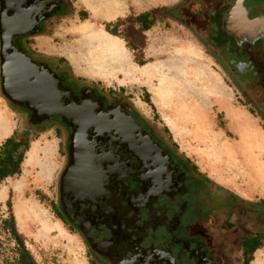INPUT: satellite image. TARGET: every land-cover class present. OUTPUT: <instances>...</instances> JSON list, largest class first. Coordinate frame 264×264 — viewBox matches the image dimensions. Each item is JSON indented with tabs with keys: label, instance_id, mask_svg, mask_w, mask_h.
<instances>
[{
	"label": "flooded vegetation",
	"instance_id": "1",
	"mask_svg": "<svg viewBox=\"0 0 264 264\" xmlns=\"http://www.w3.org/2000/svg\"><path fill=\"white\" fill-rule=\"evenodd\" d=\"M235 1L174 0L159 17L177 21L196 36L241 90L244 87L260 89L264 87V20L259 22L262 37L254 42L238 43L224 30L227 12ZM243 6L250 20L264 17V0H244ZM70 10L68 0H49L48 3L47 0H0V16L4 13L0 18V95L8 108L26 122L24 132L54 131L66 135L67 162L63 171L69 162L73 128L59 116L32 121L33 112L25 105L14 104L2 88L7 90L4 83H8L9 63L22 65L28 61L38 74L42 70L49 71L53 76L54 96L57 93L67 95V99L60 98L64 105L78 100L101 106L103 111L120 106L100 94L95 86L83 85L63 66L60 58L47 57L32 47L33 39L45 36L47 27ZM238 13L242 18L241 11ZM188 23L205 24L208 29L205 38L202 40L186 25ZM8 37L15 50H10ZM14 92L15 87L8 88L10 97H15ZM50 108L51 111H64L56 105ZM120 108L133 118L143 136L150 137L160 151L140 154V145H133L131 136L118 134L111 119L103 117L105 124L102 120L85 124L95 125L98 131H105L103 136L109 137L92 138L89 130L87 143L83 144L90 157L87 177L90 173L92 184L79 185L80 189H75L71 178L67 179L62 200L63 171L58 179L57 213L83 240L90 264H230L223 251L224 235L233 231L240 233L238 247L243 264L245 245L264 247L263 202H246L220 189L191 161L177 154L174 146L153 136L134 114L123 106ZM112 114L120 119L117 112ZM80 130L77 129L74 140V158L82 145ZM90 149L96 151L93 153ZM227 197L245 204L244 216L237 219L232 204H227L231 209L227 215L213 208L214 204L223 206ZM216 225L219 228L214 233ZM1 234L7 237L8 247L13 245L8 231L1 228ZM8 252L7 256L2 253L0 264H6V259L7 264L13 263V247Z\"/></svg>",
	"mask_w": 264,
	"mask_h": 264
},
{
	"label": "rangeland",
	"instance_id": "2",
	"mask_svg": "<svg viewBox=\"0 0 264 264\" xmlns=\"http://www.w3.org/2000/svg\"><path fill=\"white\" fill-rule=\"evenodd\" d=\"M139 1L144 6L128 5L114 19L101 17L92 21L89 0H68L69 14L53 22L47 27L45 36L33 39L31 45L43 54H53H46L47 57L56 59L62 54L63 66L83 85L95 86L112 103L134 114L153 136L174 146L166 130L171 132L184 143L185 148L193 151L198 168L204 175L251 198L247 186L230 183L223 157L214 153L221 143L238 141L231 124V118H237V114L244 116L250 127L264 129V121L255 112L245 92L247 87L243 90L239 88L241 86L237 87L200 40L176 23L156 27L147 34L148 41H144L128 19L155 8L170 7L174 0ZM101 5L95 1V7L100 9L98 14L105 13L106 6ZM86 25L91 27L92 34H80L79 31L76 34ZM94 27L117 36H131L134 42L138 38V43L145 50H138L132 56L134 64L127 52L129 65L126 68L111 67L105 75L115 74L116 77L104 79V73L95 70L96 66L89 67L88 62L91 58L88 48L92 46L91 42L88 43L91 41L89 37L96 36L98 31ZM144 68L148 69V74L139 75L138 71ZM119 84L125 86V91H117ZM190 99L204 101L193 104L204 110L198 120L193 116ZM0 126L8 128L6 136L13 134L14 140H23L28 147L19 174L0 180V259L4 257L2 253L9 255L8 249L15 245L13 242L8 247L7 237L1 234V221L13 215L16 230L37 264H90L83 240L57 213L58 179L67 162L66 135L38 130L25 133L26 122L8 108L1 95ZM217 134L222 135V142L214 138ZM177 154L181 155L179 151ZM227 204H232L237 219L244 216L245 204L230 197L224 199L223 206L214 204L213 208L227 215L231 212ZM214 228L213 232L217 233L219 226ZM238 233L223 234V251L230 264H243L239 257ZM253 260L252 264H264V248L254 254Z\"/></svg>",
	"mask_w": 264,
	"mask_h": 264
},
{
	"label": "water",
	"instance_id": "3",
	"mask_svg": "<svg viewBox=\"0 0 264 264\" xmlns=\"http://www.w3.org/2000/svg\"><path fill=\"white\" fill-rule=\"evenodd\" d=\"M48 2L49 0H47V3ZM243 2L244 0H236L228 10L227 18L224 21V30L233 35L238 43L244 41L254 42L256 39L262 37V28L259 26V22L264 20V17L259 16L257 19L250 20L247 16V10L243 6ZM238 11H241L243 15L242 18L241 16H238ZM3 15L4 13L1 14V19ZM11 42V37H8V46L10 50H15ZM26 62L29 65L26 63L22 65L9 63L7 66L8 68L6 69L8 72V83H4V85L6 84L5 87L7 90L4 89L3 86L2 92L12 99L14 104L25 105L27 109L31 110L33 112L32 121L41 122L50 117L59 116L63 122L68 123L69 126L73 128V133L70 136L71 147L69 151V162L61 176V185L63 187L62 200L63 194L66 193L64 188L65 184H67V179L71 178V184L75 189L76 187H79V185H91L93 182L90 173L89 177H87L91 162L90 157L87 155L88 153L83 148V144L87 143L86 137L88 136V131L91 130L92 135L90 137L92 138H109L103 136L105 133L104 130L98 131L95 125L85 124H94L93 120L97 122L103 121L105 124L107 122L103 117L106 119L110 118L113 127L119 131L118 134L123 133L131 136L133 138L132 144L140 145L138 148L140 154L146 155L147 153H152V151H155L156 149L159 150L156 144L152 143L150 137L147 135L143 136L141 127L131 116L122 112L120 106L111 107L108 110L103 111L101 106H97L96 104H86V102L78 100L69 103V105H64L60 102V98L67 99V95L65 93H57L58 95L54 96L52 93L54 86L53 76L50 75L49 71L42 70L41 73L38 74L35 67L30 65L28 61ZM24 80H26V82ZM14 87L16 88V92H14L15 97L12 98L9 96L8 88L13 89ZM55 105L56 107H61L64 111H51L53 109L50 107L54 108ZM45 107L48 108L47 111H45ZM113 112H117L120 115V119L114 118L112 114ZM80 127H83L82 130H80ZM77 129L82 131L83 136L81 141L82 145L79 147L78 153L74 158L73 146ZM95 151V149H90V152L94 153ZM133 155L139 160L137 154L134 153ZM84 163L87 164L86 167ZM95 166L97 167V165H93V167ZM77 176H79V178H76ZM70 197L71 196H69V198ZM72 201H76L75 198H72Z\"/></svg>",
	"mask_w": 264,
	"mask_h": 264
},
{
	"label": "crops",
	"instance_id": "4",
	"mask_svg": "<svg viewBox=\"0 0 264 264\" xmlns=\"http://www.w3.org/2000/svg\"><path fill=\"white\" fill-rule=\"evenodd\" d=\"M95 1H97L98 2V4H102L103 6L105 5L106 7H105V13H101V15L100 14H95L97 11H99L100 9L98 8L97 9V7H95ZM117 1H118V3H117ZM89 2L90 3H92L91 5L92 6H90V9H92L91 10V12H92V17L94 18V20L95 21H97V20H99L101 17H106V19L107 20H109V19H114V17H116V15H119V14H121L125 9H126V7L128 6V5H140V6H144L139 0H89ZM106 3V4H105ZM113 5V6H112ZM146 5V4H145ZM94 6V7H93ZM161 8H165V7H161ZM111 9V10H110ZM156 9H160V8H155V9H152V10H156ZM95 10H96V12H95ZM152 10H149V11H145V12H150V11H152ZM145 12H142V13H140V14H143V13H145ZM140 14H138V15H136V16H133V17H131V18H129L128 20L129 21H131L132 22V25H133V27H134V29H135V31H136V33H138V34H140V35H142V37H143V39H144V41H148V38H147V34L149 33V32H151L153 29H155L156 27H161V26H164V27H166V25H168L170 22H172V23H176V24H178V25H180V26H182L181 24H179L177 21H174V20H170V19H163V18H161V17H149V18H147V20H146V24H148L149 25V22H151L152 21V19L154 18L155 19V21H154V24L148 29V30H146V31H143L142 30V25H143V23L142 22H136L135 21V18L136 17H138ZM92 21H93V19H91ZM91 23V22H90ZM89 23V24H90ZM183 28H185L184 26H182ZM94 29H96V30H98V31H101L102 33H103V35H104V37H105V39H104V43H106V44H113V48H112V50H123L124 51V53H125V55L127 56V52H128V54H129V56L131 57V62H132V64H134L133 63V57L132 56H134V54H136V52L138 51V50H145V47H141V45L138 43V38H135V42L133 41V38L131 37V36H117V35H113L112 33H108L107 31H105V30H100V29H97V28H95L94 27ZM186 30H188L187 28H185ZM78 31H80V29L79 30H77L76 31V34H78ZM189 31V30H188ZM190 32V31H189ZM191 33V32H190ZM96 44L94 43L93 44V46H95ZM92 50H94L95 49V47H92L91 48ZM98 49V48H97ZM147 49V48H146ZM50 52H47L46 54L47 55H49V56H53V54H49ZM45 54V55H46ZM128 57V56H127ZM58 58H60L62 61H63V64H64V58H63V55L62 54H59V56H58ZM70 71V70H69ZM71 72V71H70ZM93 73V72H92ZM72 74V73H71ZM73 75V74H72ZM115 74H111L109 77H107V75H104L105 76V78L104 79H114L113 77H116V76H114ZM77 80H78V78H76ZM118 87V89H117V91H125V89H124V85H120L119 84V86H117ZM111 90L112 91H115V89L114 88H111ZM187 102V101H186ZM197 102H199V103H201V102H204V101H202L201 99L199 100V99H190V102H189V104L190 105H192V107H193V109H192V111H194V113H193V116L194 117H197L196 118V120H198L200 117H201V114L203 113V111L204 110H202L203 108H201V106H199L198 105V107H197V105H193L194 103H197ZM206 103V102H205ZM190 106L188 105V108H189ZM206 106H204V108H205ZM249 116H251L250 114H249ZM190 117V116H189ZM251 118H255V117H252L251 116ZM191 119V118H190ZM232 119V129H233V131H234V134L235 135H237L238 137H237V139H238V141L236 142H231V143H229V141H226V142H223V144L221 143L220 144V146H219V148L221 147V146H226L227 147V145H231V144H236V143H240V141H241V139H249V137L248 136H246V135H250V134H252V135H254L253 137L254 138H252V139H255L256 141H258V140H262L263 142H264V129H262L261 127H258L257 129H255V127L253 128V126L252 127H250V125H249V122H248V120L247 119H245V117L244 116H242V115H239V114H237V118H235V117H232L231 118ZM241 119V120H240ZM192 121V120H191ZM244 123H245V125H244ZM198 124V123H197ZM234 124H237L236 126H234ZM167 129V128H166ZM241 129H244V131H241ZM167 133H168V138H169V140H170V142L175 146V147H177V151H179V153L182 155V156H184V158H186L187 160H189V161H191L197 168H198V165H197V161H195V158H194V154H193V151L191 150V149H189V148H185V145H184V143L183 142H179L175 137L176 136H173V134H171V132H168V130H167ZM212 133H210V135H211ZM11 135H13V134H11ZM11 135H8V136H6L4 139H3V141L0 143V147L2 146V144L5 142V140L6 139H8V138H10L11 137ZM209 135V134H208ZM214 138L216 139V141L217 142H222V139H223V137H222V135H215L214 136ZM16 141V140H15ZM17 142V141H16ZM22 148V147H21ZM219 148H218V150H219ZM21 150V149H20ZM27 152V151H26ZM23 157H24V155H23ZM259 163L260 164H262V165H264V157L263 158H261L260 159V161H259ZM198 170L202 173V174H204L199 168H198ZM208 177V176H207ZM210 180H212L220 189H222V190H224V191H227L228 193H230L232 196H234V197H237V198H239V199H241V200H244V201H246V202H263L264 201V186H251V187H247L248 188V191L250 192L249 194H250V196H251V198H247V197H244V196H242L241 194H238L237 192H234L233 190H231V189H229L228 187H226L224 184H222V183H220V182H218V181H216V180H214L213 178H210V177H208ZM261 191V192H260ZM263 192V193H262ZM262 248H264V247H260L256 252H258L259 250H261ZM255 252V253H256ZM254 253V254H255ZM253 257H254V255H253ZM253 261L254 260H252L251 262H250V264H252L253 263Z\"/></svg>",
	"mask_w": 264,
	"mask_h": 264
},
{
	"label": "bare ground",
	"instance_id": "5",
	"mask_svg": "<svg viewBox=\"0 0 264 264\" xmlns=\"http://www.w3.org/2000/svg\"><path fill=\"white\" fill-rule=\"evenodd\" d=\"M90 28L91 27L89 25H86L80 29L79 33L92 34L93 30ZM96 33H97L96 36L91 35L92 37H89L91 38L90 39L91 41H89L88 43L91 42L92 45L90 48L95 46H97L96 48H98L97 50H92L88 48L91 53V58L93 57L92 59L90 58L91 60L88 59L89 67L96 66L97 68L95 70L104 73L103 75H105V72L108 71V69H110L111 67L126 68L129 65V59L125 55L124 51L112 50L113 44L108 45L106 44L107 42L104 43L105 37L103 33L101 31H97ZM94 43L96 44L95 46H93ZM138 72L139 75H147L149 71L147 68H144ZM7 134H8V128L2 129V127L0 126V141ZM246 136H248L249 139H241L240 143H236V144L233 143L231 145H227V147L221 146L219 150L214 151V153L220 154L221 157H223L225 174L233 186H237V184H240L241 186L244 185L245 187L246 186L251 187L253 185L264 186V165L259 163L260 159L264 157V142L262 140L256 141L255 139H252L254 138L253 137L254 135L252 134Z\"/></svg>",
	"mask_w": 264,
	"mask_h": 264
},
{
	"label": "trees",
	"instance_id": "6",
	"mask_svg": "<svg viewBox=\"0 0 264 264\" xmlns=\"http://www.w3.org/2000/svg\"><path fill=\"white\" fill-rule=\"evenodd\" d=\"M164 11L165 8H160V9L152 10L150 12H145L143 14H140L138 17H136L135 21L142 22L143 23L142 30L146 31L154 24L155 21V19L153 18L148 25L146 24L147 18L152 16L159 17L160 14ZM186 25H188L190 29H192V31L196 32L201 37L202 40L205 38L204 37V34L206 35L205 32H208L207 31L208 29H205V24L191 25L188 23ZM112 34L115 35L114 33ZM245 92L249 96L250 103L256 109L255 112L258 114L260 119L264 121V87L260 89L246 88ZM255 112H253V115L256 114ZM24 143L25 142L23 140L16 142L12 137H10L6 139L5 142L2 144V146L0 147V180H4L7 177H11L19 174L20 165L23 161V155L26 153V151H28V147H26V144ZM1 227L2 229H4V231L9 232L11 239L15 244L13 247L14 256H13L12 264H37L30 255V253L28 252V250L25 248L24 241L21 235L16 230L13 215H10L8 218L2 220ZM260 247L261 246H257V245H251V247H249V245L244 246V256H245L244 264H249L253 260L254 253ZM5 263L7 264V259Z\"/></svg>",
	"mask_w": 264,
	"mask_h": 264
}]
</instances>
